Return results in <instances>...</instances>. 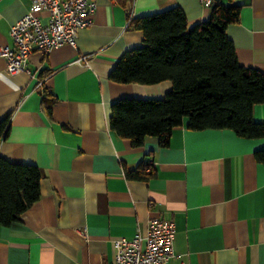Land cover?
I'll return each mask as SVG.
<instances>
[{"label": "crops", "instance_id": "obj_1", "mask_svg": "<svg viewBox=\"0 0 264 264\" xmlns=\"http://www.w3.org/2000/svg\"><path fill=\"white\" fill-rule=\"evenodd\" d=\"M31 1L0 0V47L12 44L10 26ZM213 3L239 6L226 34L239 65L264 72V0ZM96 4L74 47L33 52L14 74L0 55V120L9 122L0 157L36 165L41 174L38 200L10 225L0 224V264H108L113 241L144 234L154 214L175 224L167 264H264V164L254 158L264 138L194 130L184 118L167 145L147 136L135 146L109 127L113 101L162 99L172 88L169 80L146 85L109 78L125 51L144 45L130 20L179 7L191 27L208 18L211 6L199 0ZM252 118L264 123V103L254 106ZM143 165L153 168L152 176L126 175Z\"/></svg>", "mask_w": 264, "mask_h": 264}, {"label": "trees", "instance_id": "obj_2", "mask_svg": "<svg viewBox=\"0 0 264 264\" xmlns=\"http://www.w3.org/2000/svg\"><path fill=\"white\" fill-rule=\"evenodd\" d=\"M238 14V5L213 3L208 18L191 27L179 7L131 19V26L142 32L144 45L125 51L109 78L121 84L146 85L169 80L172 88L162 99L113 101L110 129L135 146L147 136L167 145L172 129L182 125L184 118L194 130L226 128L239 137L264 138V123L252 118L254 106L264 103V72L240 66L226 34ZM8 130V118L1 119L0 140ZM254 158L264 164V147L254 151ZM146 167L129 170L126 175L147 179L154 171L150 166L146 171ZM40 178L36 165L0 157L1 225L16 221L38 200Z\"/></svg>", "mask_w": 264, "mask_h": 264}, {"label": "built area", "instance_id": "obj_3", "mask_svg": "<svg viewBox=\"0 0 264 264\" xmlns=\"http://www.w3.org/2000/svg\"><path fill=\"white\" fill-rule=\"evenodd\" d=\"M199 1L207 6L213 4V0ZM96 6V0H32L30 9L10 26L12 44L0 47L8 73L23 70L33 52L46 55L63 45L74 47L79 29L91 23ZM85 59L83 55L79 60ZM175 231L172 220L154 214L144 234L113 241L116 252L108 264H167L174 256ZM79 233L84 235L83 231Z\"/></svg>", "mask_w": 264, "mask_h": 264}]
</instances>
